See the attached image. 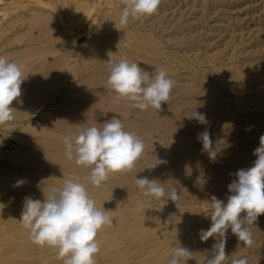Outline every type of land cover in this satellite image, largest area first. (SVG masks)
Here are the masks:
<instances>
[{
  "label": "rangeland",
  "instance_id": "obj_1",
  "mask_svg": "<svg viewBox=\"0 0 264 264\" xmlns=\"http://www.w3.org/2000/svg\"><path fill=\"white\" fill-rule=\"evenodd\" d=\"M122 7V0H0V56L24 74L14 119L0 125V264H63L19 220L26 196L43 200L68 179L113 217L97 234L96 264H168L180 245L192 252L187 264L212 255L214 238L198 234L210 227L211 197L227 202L229 183L253 165L264 135V0H161L155 14L121 27ZM122 58L175 81L162 110L114 101L108 61ZM194 110L209 125L189 119ZM113 117L144 139L145 153L133 170L96 187L91 169L65 156L63 137ZM205 127L215 162L197 140ZM156 156L167 163L145 169V157ZM136 176L159 180L167 192L175 186L179 206L153 199L151 210L137 211L147 198ZM250 230L255 243L245 247L229 229L226 255L264 264V214Z\"/></svg>",
  "mask_w": 264,
  "mask_h": 264
},
{
  "label": "clouds",
  "instance_id": "obj_2",
  "mask_svg": "<svg viewBox=\"0 0 264 264\" xmlns=\"http://www.w3.org/2000/svg\"><path fill=\"white\" fill-rule=\"evenodd\" d=\"M122 4L118 21L121 27L130 20L155 14L161 0H122ZM108 70L107 87L115 93L114 101H127L141 111L149 108L158 112L162 110V104L168 102L175 85L165 71L156 69L153 76L126 58L119 61L110 59ZM23 82L21 67L15 61L0 56V125L14 119L11 105L21 96ZM188 118L201 125L210 123L205 114L195 110ZM197 140L202 143V152L215 162L219 152L207 127L197 134ZM63 144L67 159H74L78 166L91 169L89 179L96 187L105 183L111 173L133 170L144 157L146 147L144 139L134 132L125 131L121 119L116 117L103 123V127L80 129L74 139L64 136ZM253 155L256 157L253 165L239 169L235 173L236 179L229 183L231 195L227 202L214 195L211 197L210 227L200 229L198 233L201 241L214 238L212 255L206 264H227L229 259L230 264H248L246 257L227 256L225 248L229 229L245 247H252L255 241L251 226L264 214V135L260 136L259 146ZM145 161V169L148 170L167 163L157 156L152 161L145 157ZM24 183V180H19L17 186ZM134 183L147 198L137 203V211L145 213L151 210L153 199L171 200L179 206L181 195L175 186L167 192L159 180L147 176H136ZM19 221L29 231L34 244L55 248L63 264H96L100 251L97 234L102 227L113 224V217L104 207H96L84 184L68 179L63 186L52 188L46 196L44 194L43 200L26 196ZM170 222V219L166 220L165 224ZM191 258L192 252L180 245L174 248L168 264H187Z\"/></svg>",
  "mask_w": 264,
  "mask_h": 264
},
{
  "label": "bare ground",
  "instance_id": "obj_3",
  "mask_svg": "<svg viewBox=\"0 0 264 264\" xmlns=\"http://www.w3.org/2000/svg\"><path fill=\"white\" fill-rule=\"evenodd\" d=\"M80 6V5H79ZM79 9V8H78ZM80 10V9H79ZM114 20V19H113ZM117 21V20H116ZM114 23H115V21H113ZM113 25V24H112ZM75 132V131H74ZM70 136V135H69ZM72 136H73V134H72ZM75 136V135H74ZM65 166V165H64Z\"/></svg>",
  "mask_w": 264,
  "mask_h": 264
}]
</instances>
